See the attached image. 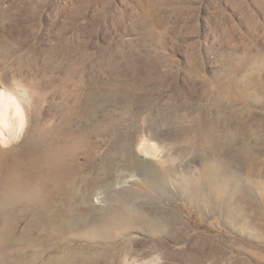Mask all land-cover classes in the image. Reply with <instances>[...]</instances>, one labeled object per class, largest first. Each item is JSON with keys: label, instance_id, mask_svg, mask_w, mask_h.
Here are the masks:
<instances>
[{"label": "rangeland", "instance_id": "obj_1", "mask_svg": "<svg viewBox=\"0 0 264 264\" xmlns=\"http://www.w3.org/2000/svg\"><path fill=\"white\" fill-rule=\"evenodd\" d=\"M64 76L83 93L94 92L104 107V128L89 131L81 161L97 164L115 153L110 194L114 201L139 204L147 222L114 223L104 235L103 213L120 205L96 188L90 222L96 234L31 233L0 246V264H43L70 250L90 252L99 264L109 253L118 264L131 236L136 251L152 244L164 249L167 264H264V0H0V82L10 86L17 78L34 88V82ZM65 100L48 94L41 118ZM219 109L225 114L219 128L248 140L259 161L252 170L232 164L221 173L229 185L208 204L193 199V185L211 156L194 151L188 126L193 120L195 126L203 120L215 124ZM34 111L19 142L33 127ZM52 113L59 117L56 108ZM131 139L129 167L125 147ZM154 141L167 143L179 162L162 166L146 158L155 153ZM84 176L78 186L92 174ZM142 177L156 178L157 190L138 198L146 188ZM130 193L135 197L129 200ZM25 222L20 215L13 237Z\"/></svg>", "mask_w": 264, "mask_h": 264}, {"label": "bare ground", "instance_id": "obj_2", "mask_svg": "<svg viewBox=\"0 0 264 264\" xmlns=\"http://www.w3.org/2000/svg\"><path fill=\"white\" fill-rule=\"evenodd\" d=\"M34 63H29V66ZM23 66L24 64L21 63L16 71ZM230 79V82L236 81L235 77ZM2 82L7 85L6 79ZM34 84H36L34 88L40 91H37L38 97L33 102L35 109L33 127L29 129L27 138L21 142L0 148V246H4L6 241L19 243L31 233L39 237H46L47 233H52V236H66L72 233L93 236L99 231L90 223L95 218L97 207V204H93L92 197L96 188L104 190L108 201L120 205L119 210H106L103 213L107 226V231H103L104 235L110 234L111 224L114 223H120L119 226L125 221H139L146 224V213H143L144 210L139 211V204L114 201L115 197L110 194L113 186L111 168L115 153H106L102 161L97 164H92L89 159L87 162L81 161L83 143L87 141L86 136L89 131L104 128V124L99 119V113L104 111V107L98 105L97 95L94 92L83 93L78 83L73 84L67 76L50 77ZM48 94L58 95L61 100L66 98L65 101L55 103L54 109L60 112L57 119L54 118L52 107L47 112L49 117L41 118L45 112L40 105ZM218 111L214 119L215 124L203 120L195 126L193 122L196 120H193L188 126V130L193 133L191 142L194 151L199 155L211 156V159L203 165L193 185V199L208 204L215 201L219 188H226L225 186L229 185L226 183L227 180H220L221 173L233 169L232 164L242 168L241 172L244 171V166L252 170L259 161L255 146L248 140L239 139L227 130L219 128V123L225 121V114L223 109ZM242 112L247 114L248 110ZM113 121L108 122V127L111 128ZM11 126L12 122L5 118L4 126L0 127V143H7L10 140ZM114 129L117 130L116 125ZM134 144L135 141L131 139L130 144L125 147L128 151L125 154L127 158L125 165L129 167L134 165L131 154L135 149ZM119 150L122 148H118L116 152L118 153ZM142 151L146 154L150 152L146 146ZM212 155L216 158H212ZM218 155H221L222 159L217 158ZM87 173H91L92 176L86 181L83 179L85 182L78 186L79 181ZM142 180L146 188L140 193L137 192L138 198L148 196L149 193L157 190L156 178L146 180L142 177ZM254 183L258 186L256 182ZM236 189H239V186H236ZM67 192L68 198L61 200V196ZM133 197L135 196L130 193L128 199ZM23 214L26 215V222L19 235L13 237L12 226ZM107 258L105 264L117 263L115 256H113L114 261H110L109 253ZM43 264H99V262L95 256L90 255V252L84 256L80 250H70L68 256H49Z\"/></svg>", "mask_w": 264, "mask_h": 264}, {"label": "clouds", "instance_id": "obj_3", "mask_svg": "<svg viewBox=\"0 0 264 264\" xmlns=\"http://www.w3.org/2000/svg\"><path fill=\"white\" fill-rule=\"evenodd\" d=\"M37 97V90L22 79L13 78L10 81V86L0 82V127L4 126L5 118L12 122L10 140L7 143H0V147H9L10 144L18 143L23 138L29 124L28 113ZM154 146L155 153L146 158H150L162 166L175 165L179 162L167 143L154 141ZM130 179H135V175H132ZM120 186V184L116 185L117 188ZM96 202L99 203V197L96 198ZM136 239L135 236L125 239L126 251L120 255L118 264H167L164 249L152 244L143 250L148 252V255L145 256L143 251H136L134 247ZM134 252L135 255H133Z\"/></svg>", "mask_w": 264, "mask_h": 264}]
</instances>
